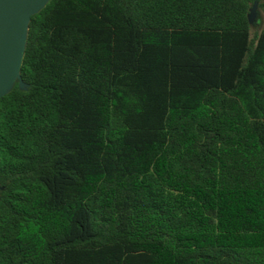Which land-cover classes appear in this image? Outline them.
<instances>
[{
	"label": "trees",
	"instance_id": "obj_1",
	"mask_svg": "<svg viewBox=\"0 0 264 264\" xmlns=\"http://www.w3.org/2000/svg\"><path fill=\"white\" fill-rule=\"evenodd\" d=\"M264 0H53L0 100V264H264Z\"/></svg>",
	"mask_w": 264,
	"mask_h": 264
},
{
	"label": "water",
	"instance_id": "obj_2",
	"mask_svg": "<svg viewBox=\"0 0 264 264\" xmlns=\"http://www.w3.org/2000/svg\"><path fill=\"white\" fill-rule=\"evenodd\" d=\"M53 0H0V100L18 84L21 91L28 86L22 78L32 17L41 13ZM252 26L259 24V2L248 16Z\"/></svg>",
	"mask_w": 264,
	"mask_h": 264
},
{
	"label": "rangeland",
	"instance_id": "obj_3",
	"mask_svg": "<svg viewBox=\"0 0 264 264\" xmlns=\"http://www.w3.org/2000/svg\"><path fill=\"white\" fill-rule=\"evenodd\" d=\"M264 20V13L259 11V24L254 27V32H256V30L259 28V26L261 25L262 21Z\"/></svg>",
	"mask_w": 264,
	"mask_h": 264
}]
</instances>
